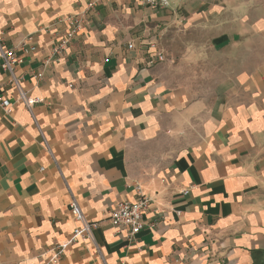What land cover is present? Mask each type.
<instances>
[{
  "label": "crops",
  "instance_id": "obj_1",
  "mask_svg": "<svg viewBox=\"0 0 264 264\" xmlns=\"http://www.w3.org/2000/svg\"><path fill=\"white\" fill-rule=\"evenodd\" d=\"M89 1L0 0L58 164L23 104L0 108V264H52L76 226L62 174L109 264H264V0H103L54 58L58 18ZM30 34L37 49L24 53ZM150 42L166 60L149 63ZM0 82L15 98L6 72ZM136 184L152 205L130 240L109 216ZM99 263L77 242L57 264Z\"/></svg>",
  "mask_w": 264,
  "mask_h": 264
},
{
  "label": "built area",
  "instance_id": "obj_2",
  "mask_svg": "<svg viewBox=\"0 0 264 264\" xmlns=\"http://www.w3.org/2000/svg\"><path fill=\"white\" fill-rule=\"evenodd\" d=\"M102 1L103 0H90L84 11L63 15L58 18L57 22L65 24L67 29L55 41L52 49V55L54 58L62 56L67 51L74 39L85 28L86 22L92 11ZM141 2L144 6L151 8H166L170 5V0H141ZM20 45V49H22L24 53L33 52L37 49V46L34 44V36L32 34L28 35ZM129 47L132 48L133 44H130ZM147 48L150 53V64L153 65L165 60V55L159 50L156 42L148 43ZM22 60L23 58L17 53L16 47L9 46L3 32L0 31V72L2 71L8 74L9 83L13 86L16 92L15 98L6 96L0 82V108L5 112V114L11 115L13 114L17 104H23L33 117L38 127L44 142V147L53 161L57 164L51 144L47 140L42 128L39 126L34 112L35 106L37 104L45 103L46 99L42 96H32L23 87V77L17 73V68ZM49 63L50 59L46 60L45 65ZM34 75L35 78L42 79L44 77V72L40 71ZM62 176L71 195L69 208L74 220L76 221V226L67 241L57 244L53 248L50 263L57 264L71 245L77 242H85L92 245L97 258L100 260L99 264H109L106 255L99 243L96 241L94 235V230L97 228L98 223L87 219L78 198L71 191L67 179L63 174ZM134 188L137 192L136 200H122L117 202L111 209L109 216L116 233L120 235L127 232L130 240H133L146 226L147 223L145 221V214L152 205V198L143 192L139 184H136ZM184 193L187 194L189 191L186 190Z\"/></svg>",
  "mask_w": 264,
  "mask_h": 264
},
{
  "label": "rangeland",
  "instance_id": "obj_3",
  "mask_svg": "<svg viewBox=\"0 0 264 264\" xmlns=\"http://www.w3.org/2000/svg\"><path fill=\"white\" fill-rule=\"evenodd\" d=\"M165 60H166V57H165ZM172 64L174 65V63L172 62ZM182 67V69L184 70V68H187V69H185L186 71H187V73L188 74H190V66L189 65H183V66H181ZM174 70V69H173ZM179 72V71H178ZM176 72L175 71H173V75L175 74ZM181 81H184V82H188V83H195V84H197L198 82H200L201 84L200 85H204V86H206L207 85V81L208 82H210L211 83V85L213 84V83H215V81L216 80H205V79H200V80H198V79H189V78H183Z\"/></svg>",
  "mask_w": 264,
  "mask_h": 264
}]
</instances>
